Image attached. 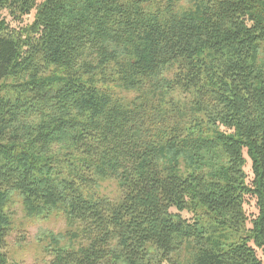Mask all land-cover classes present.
I'll return each instance as SVG.
<instances>
[{
  "label": "trees",
  "instance_id": "obj_1",
  "mask_svg": "<svg viewBox=\"0 0 264 264\" xmlns=\"http://www.w3.org/2000/svg\"><path fill=\"white\" fill-rule=\"evenodd\" d=\"M17 202L46 264H264V0H0V264Z\"/></svg>",
  "mask_w": 264,
  "mask_h": 264
},
{
  "label": "rangeland",
  "instance_id": "obj_2",
  "mask_svg": "<svg viewBox=\"0 0 264 264\" xmlns=\"http://www.w3.org/2000/svg\"><path fill=\"white\" fill-rule=\"evenodd\" d=\"M42 1L39 0V2ZM179 4L183 8H190L192 0H179ZM31 20L32 18H28L26 23L30 24ZM127 94L126 97L129 100L135 97V94L132 92ZM185 96L180 92L175 98L176 100H185ZM250 165L248 161L245 170L251 178ZM93 192L111 199L119 197V189L115 180L102 182ZM11 205L13 206L8 209H6L7 207L5 208V215L8 214L11 219V230L7 238L6 250L8 264H46L48 260L47 252L52 238L64 240L63 243L67 242L65 235L69 227L64 216L60 214H54L48 218L27 216L20 202L12 203ZM244 209L250 217L256 216L258 213L255 202L252 200L244 206ZM184 216L190 217L186 213ZM257 253L264 263L262 252L257 251ZM178 264H184V261L181 260Z\"/></svg>",
  "mask_w": 264,
  "mask_h": 264
}]
</instances>
